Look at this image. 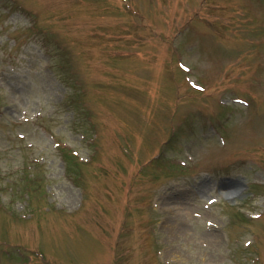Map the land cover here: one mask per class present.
Instances as JSON below:
<instances>
[{
    "label": "rangeland",
    "instance_id": "rangeland-1",
    "mask_svg": "<svg viewBox=\"0 0 264 264\" xmlns=\"http://www.w3.org/2000/svg\"><path fill=\"white\" fill-rule=\"evenodd\" d=\"M45 1L0 0V264H11L15 259L21 264L110 263L112 253L119 249L115 242L123 231L129 236L121 238V245L137 252L147 247L145 259L137 260L140 264H250L252 256L244 244L254 242L255 232L250 229L258 220L248 217L230 222L229 217L237 210L247 216L262 212L264 194L256 186L264 179V172L259 170L260 163L256 168L253 161H239L241 166L231 171L223 169L225 150L213 146L214 131L208 128L215 119L206 124L204 118L211 117L203 116L211 113L213 117L214 110L222 113L218 100L223 96L243 102L241 108L230 109L214 126L222 133H230L229 140L224 136L221 140L233 158L246 154L264 165V0H230L247 10L248 38L247 43L233 40L230 44L224 41V32L212 31L197 19L198 0H70L74 5L69 9L66 31L77 54L95 57L101 51L96 43L84 41V30L102 18L113 23L112 29L99 28L94 32L104 53L109 54L107 39L112 31L133 41L121 44L116 59L108 60L105 68L96 71L105 73L101 77L108 85V93L101 94L97 109L117 119L115 132L114 128L104 131L101 145L108 150L101 152L104 162L119 143L121 152L116 156L115 168L135 171L144 152L160 147L167 119L174 116L180 121L185 102H217L212 112L206 106L203 118L192 117L178 136H167L166 141L170 140L157 161L155 176L159 177L137 178L133 174L129 193L110 169L105 173L96 171L98 177L92 179L97 183L89 190L75 184L67 170L68 149L80 161L92 159L90 144L91 140L94 143L92 131L98 119H92L84 110L83 81L76 57L59 44L61 37L47 34L48 20L55 16L53 11L58 9L57 15L65 8L57 6L60 0H55L51 8ZM106 4L116 10L105 11ZM223 4L224 1L216 2L217 9ZM181 5L192 8L188 17L192 29L183 25L186 17L172 14ZM132 10H140L139 23L146 30L138 37L133 33L138 18L127 14ZM50 20L55 27L65 26L54 18ZM149 41H157L155 50ZM236 58L242 64L236 72L235 66H221ZM211 64L220 73L209 72L208 81L202 82L208 85L203 86L197 82V75L207 79ZM223 72L228 76L235 73V78ZM101 77L92 79L91 85L103 88ZM225 86L228 92L223 89ZM69 104H75L78 110ZM242 124L248 127V135L233 137L241 133L237 127ZM83 131L90 132L84 143ZM122 153H127L131 161L122 162ZM101 156L89 166L91 170L94 165H101ZM38 159L40 163L35 162ZM166 170L169 174L163 177ZM44 175L47 186L42 188L39 178ZM10 182L15 184L13 188ZM124 182H128V177ZM146 182L156 183L160 189L152 190L150 217L149 211H134L135 205H145L142 197H146ZM238 187L239 194L231 193ZM83 197L84 217L76 218L69 228V221L47 219L48 214L42 211L52 203L66 212L74 211L82 206ZM181 200L176 219L165 213V204ZM93 210L110 224L109 230L101 226V238ZM185 211L191 218L184 223L181 214ZM33 212L39 216L19 219ZM259 224L257 231L264 238V217ZM204 234L221 243L215 248L218 263L210 260L211 250L200 240ZM240 249L243 255L238 253ZM124 253H120L118 264H126Z\"/></svg>",
    "mask_w": 264,
    "mask_h": 264
},
{
    "label": "bare ground",
    "instance_id": "bare-ground-1",
    "mask_svg": "<svg viewBox=\"0 0 264 264\" xmlns=\"http://www.w3.org/2000/svg\"><path fill=\"white\" fill-rule=\"evenodd\" d=\"M181 207L180 203H177V202H172V203H168V204H165V207L164 209L166 210V214L167 215H171L174 217V219H176V216L177 214H179L178 212V208ZM188 215H183V219H185ZM203 239H200L202 240L203 243H207L206 246H208L209 248H213L215 244H218V242L215 240V239H211L209 238L208 236L206 235H203L202 237ZM210 260L213 262V263H218V258L217 256L213 255Z\"/></svg>",
    "mask_w": 264,
    "mask_h": 264
}]
</instances>
